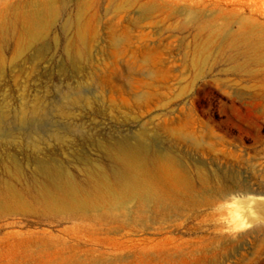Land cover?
Returning a JSON list of instances; mask_svg holds the SVG:
<instances>
[{"label": "rangeland", "instance_id": "rangeland-1", "mask_svg": "<svg viewBox=\"0 0 264 264\" xmlns=\"http://www.w3.org/2000/svg\"><path fill=\"white\" fill-rule=\"evenodd\" d=\"M78 91L92 105L58 114ZM34 100L45 115L24 123L17 110ZM3 106L15 129L81 130L65 145L46 137L41 156L64 162L89 193L76 156L108 173L114 163L82 134L145 131L174 151L171 169L190 188L144 215L137 202L127 217L51 210L23 131L16 144L3 137L0 162L15 156L23 172L0 163V183L25 192L26 205L0 208V264H264V223L232 236L211 211L231 192L264 194V0H0Z\"/></svg>", "mask_w": 264, "mask_h": 264}, {"label": "bare ground", "instance_id": "bare-ground-1", "mask_svg": "<svg viewBox=\"0 0 264 264\" xmlns=\"http://www.w3.org/2000/svg\"><path fill=\"white\" fill-rule=\"evenodd\" d=\"M41 36L40 30L35 31L32 35L34 39H40ZM69 56L73 64L77 66L76 52L70 50ZM79 105H92L90 99L81 91L68 95L66 100L57 106V112L62 116H70L72 114L71 107ZM45 112L44 103L34 100L31 103L25 102L21 105L16 116L25 123L31 118L43 117ZM8 117L9 112L6 107H1L0 145L3 137L15 144L21 142L19 141L21 138L19 133L23 131L21 133L24 136L25 145L32 149L33 154L30 156L31 161L35 164L34 175L43 177L49 184L41 188L39 195L47 208L51 210L79 213L85 217H102L105 215L119 217L117 212L121 211L122 215L127 217L128 214L132 215V212H135L136 209L137 215H144L147 204L154 203L159 209L168 202L185 196L184 190L190 188L188 180L171 169L170 163L175 162V158H177L174 151L159 145L156 139L146 137L145 131L139 134L136 133V135H103L104 137L82 134L85 141L90 142L99 153L107 156L114 163L110 173H108L100 163L89 159L86 153L76 156L78 162L84 163V169L87 172L86 180L94 186L93 193H89L84 186L82 187V184L76 181L64 162L57 158L41 156L44 153V146L42 147V145L46 137L65 145L68 138L74 132H78L79 129L77 130L72 126L62 129H50L45 131V135L42 136V130L36 126L29 129L10 127ZM3 142L2 145L5 146V141L3 140ZM21 146L23 147V145ZM1 147L0 149H3V146ZM4 148L8 149L7 147ZM9 150L7 153L11 154L8 155H12ZM8 158V160L3 158L0 163L3 164L2 166L7 172L10 171L8 168L12 169L19 178V175H22L23 166L15 156ZM160 189H166L167 192L162 193ZM24 193L10 180L5 181L4 184L0 183V208L5 205L25 208L26 196ZM190 200L187 201L190 202ZM132 202H137L134 211L131 207ZM169 207L171 210L172 207L170 205ZM258 208L264 214V203H260ZM161 214H165V212Z\"/></svg>", "mask_w": 264, "mask_h": 264}, {"label": "clouds", "instance_id": "clouds-1", "mask_svg": "<svg viewBox=\"0 0 264 264\" xmlns=\"http://www.w3.org/2000/svg\"><path fill=\"white\" fill-rule=\"evenodd\" d=\"M264 203V194L231 192L212 208L214 223L220 231L232 236L244 232L253 224L264 223V214L258 208Z\"/></svg>", "mask_w": 264, "mask_h": 264}]
</instances>
